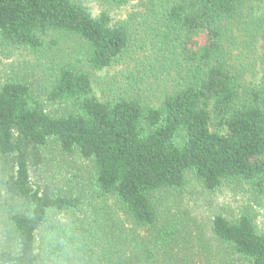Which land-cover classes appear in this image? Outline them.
Here are the masks:
<instances>
[{
    "label": "trees",
    "instance_id": "1",
    "mask_svg": "<svg viewBox=\"0 0 264 264\" xmlns=\"http://www.w3.org/2000/svg\"><path fill=\"white\" fill-rule=\"evenodd\" d=\"M137 1L103 0L129 13L113 22L81 0H0V45L36 57L78 39L88 65L58 67L43 102L23 79L0 81V264H264L248 207L236 220L216 213L200 235L151 201L192 172L208 192L239 183L264 203V7H252L264 0ZM136 34L173 91L158 107L97 100L91 71L110 68ZM249 65L261 71L248 78ZM50 141L89 162V183L52 190Z\"/></svg>",
    "mask_w": 264,
    "mask_h": 264
},
{
    "label": "rangeland",
    "instance_id": "2",
    "mask_svg": "<svg viewBox=\"0 0 264 264\" xmlns=\"http://www.w3.org/2000/svg\"><path fill=\"white\" fill-rule=\"evenodd\" d=\"M81 2L92 17H97L104 12L110 16L113 22H117L126 19L129 14L126 9L105 4L103 0H81ZM136 2L138 1L132 0V4ZM252 7L254 16L263 15L264 2L252 4ZM138 23L139 21L134 22V27H137V30ZM140 35H135L136 38L131 42L127 53L115 61L110 68L96 72L91 71L93 95L97 100L130 96L139 99L142 106L158 107L165 95L173 91L175 84L168 81L166 75H157L156 62L153 59L148 62L149 48L137 41ZM55 41L56 45L48 43L42 55L36 57L28 54L27 51L25 53V51L0 45V81L23 79L29 83L33 93L40 99L43 98L45 82L49 80V77L51 78L58 67L71 64L78 69L88 70L83 43L69 37H59ZM253 67L252 65L248 66V78L252 77L255 71L258 73L261 71L260 65L255 70H252ZM153 71L156 72L158 80L152 78ZM40 100L43 102V99ZM45 109L52 116H56L60 112L59 107L47 104ZM43 157L48 165L44 170H52L57 176L54 182L49 181L53 191L69 189L66 180L74 181V177H81L83 180L80 182L81 185L88 181L89 162L77 154L64 155L55 142L48 143L43 151ZM4 171L5 169L0 168V203H3L2 199L5 197L2 188ZM151 201L160 203L158 208L160 215L181 216L189 222L192 228H197L195 232L200 235L202 232H206L216 213H223L230 220H236L242 212H245V207H248L251 214L256 216L257 227L264 232V203L256 199L255 194L244 184L228 182L216 191L208 192L202 187L194 173L188 172L181 190L153 194ZM107 202L113 203L111 200ZM95 203L103 202L98 200ZM186 214H190L189 217Z\"/></svg>",
    "mask_w": 264,
    "mask_h": 264
}]
</instances>
